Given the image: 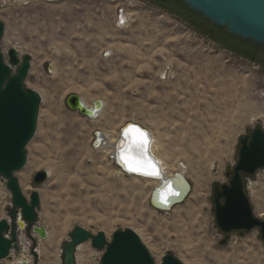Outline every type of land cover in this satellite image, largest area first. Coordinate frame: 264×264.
<instances>
[{
	"label": "rangeland",
	"instance_id": "1",
	"mask_svg": "<svg viewBox=\"0 0 264 264\" xmlns=\"http://www.w3.org/2000/svg\"><path fill=\"white\" fill-rule=\"evenodd\" d=\"M132 1L0 0L1 50L30 56L24 87L41 96L26 164L14 175L27 181V188L19 183L24 197L38 192L36 221L49 236L26 239L30 264H60L61 247L76 226L93 235L102 231L108 242L114 231L131 229L157 264L166 254L183 264H264L259 230L225 236L213 204L214 187L228 184L237 164L240 138L264 129V47L255 60L239 56L174 9ZM71 94L87 104L103 100L102 113L90 120L69 110ZM129 121L156 138L169 169L186 167L190 196L169 212L149 206L153 185L118 174L106 150L92 146L95 131L116 139ZM45 170L48 179L34 186V175ZM263 178L264 168L243 176L253 215L249 185L264 189ZM0 191L4 219L11 194L5 182ZM102 252L83 243L76 264H100Z\"/></svg>",
	"mask_w": 264,
	"mask_h": 264
},
{
	"label": "water",
	"instance_id": "2",
	"mask_svg": "<svg viewBox=\"0 0 264 264\" xmlns=\"http://www.w3.org/2000/svg\"><path fill=\"white\" fill-rule=\"evenodd\" d=\"M177 1L216 28L225 29L230 36L264 47V0ZM4 29V24L0 22V45ZM29 69V55H20L14 47L2 52L0 47V183L5 182L11 194V206L6 209V218L0 220V261L11 260L12 254L22 249L24 239H32L33 242L31 234L40 240L47 236L45 227L36 221L40 205L38 192L33 190L27 199L14 177L26 164V146L36 133L41 104V96L24 87ZM65 105L90 120L96 119L104 107L101 100L93 101L88 107L76 94L67 96ZM122 140V136H118L110 155L121 170L117 146L122 144ZM105 145L102 133L95 131L93 148ZM263 168L264 131L255 128L250 136L239 140L238 161L228 184L214 189V218L221 233L228 235L258 229L264 242V220L253 215L243 190V176H252ZM48 177L46 171L37 172L32 180L33 185H41ZM155 182L157 186L151 191L148 204L158 212H169L173 206L183 203L191 192L189 181L179 170L170 177L159 173ZM69 237L70 240L61 247L60 264H76V251L86 242H90L95 250L103 251L100 264H157L131 229L114 231L109 242L105 240L104 232L93 235L81 226L74 227ZM225 243L226 240L221 241V245ZM30 253L36 256L34 248ZM22 264H28L26 259H22ZM159 264L183 263L166 254Z\"/></svg>",
	"mask_w": 264,
	"mask_h": 264
},
{
	"label": "bare ground",
	"instance_id": "3",
	"mask_svg": "<svg viewBox=\"0 0 264 264\" xmlns=\"http://www.w3.org/2000/svg\"><path fill=\"white\" fill-rule=\"evenodd\" d=\"M14 1L20 3L23 0H14ZM133 4H134V2L132 0H127V5L128 6H133ZM116 18L118 19L117 22H120V24L118 26H121V25L123 26V25L126 24V20L124 18V15H122L121 13H119L118 17H116ZM123 20H125V21H123ZM17 51H18V49H17ZM82 100H83V98H82ZM101 101L103 103V106H105V102L103 100H101ZM83 102L88 107H90L91 106V103H92L91 102L90 104H87L84 100H83ZM101 113H102V111L100 112V114ZM259 117H261L262 123H263V127H264V116H261V113H260L259 114ZM130 126L139 127L141 130L145 131L148 134L150 143H149V146H148L147 156L149 155L148 156V159H150L155 164L156 170H157L158 173H163L166 177H170L173 174L174 171L179 170V171L182 172V174H184V176H186V171L187 170H186V167L185 168L179 167V169H177L175 167L174 169H169L168 164H167L166 160L164 159L165 157H162L163 155H159V150H160L159 147L161 145H159L158 142H155V144H154V141H156V138H154L149 133V131H146L145 128H143L142 126L136 124L135 122H131V121L124 122L119 127V130L117 132L116 139L114 138V136H109L108 135V137H106V136H104V134H102L103 137H104V140L106 141V146L105 147L102 146L101 149L102 150H106L105 152L107 153V155H111L113 153V151H114L113 150L114 149L113 146L116 143V141L118 139V136H120V135L122 136V139H123L122 140V144L120 146L119 145L117 146V153H118V156H119V159L118 160H119V162H121L120 164H122L123 170H121V169L118 168L117 169L118 170L117 172H118V174H120L122 176L131 177L135 181L136 180H143L145 184L149 183V184L153 185V186H151V189L149 191V196H148V200H149L151 191L154 189V187L157 186V182H155V177L158 176V175H156V176H148V175H144V174H141V173L129 172L127 165L124 163L123 160H121V155L122 154H128V153H130L135 158L143 159V156L141 155L140 149L137 148L135 145H131V136L130 135H125V133H124V129L127 128V127H130ZM262 130L264 131L263 128H262ZM45 171L48 173V176H50L51 172L49 170H45ZM26 182H27L26 179L23 178V179H21V181L19 183H20V185L23 188H27L28 186H26L27 185ZM262 182H263V184L261 186H263L262 188H264V178L262 179ZM255 186L256 185H254V183L253 184L250 183V185H249V191L251 192V193L250 192L249 193L252 194V197H253L251 200L254 201V210H253V212H254V215L257 218H262L264 216V192H263L264 189H261L260 188L261 190L256 191L255 188H257L258 186L257 187H255ZM6 205H7V203H6L5 195L2 193V191H0V220L3 219V217H4V213H5L4 212V208H5ZM52 236L55 237V233H53ZM52 236L50 238V242L49 243H52V241H51ZM48 237L49 236H48V233H47V237L44 240H48L49 239ZM44 240H40L39 239L40 242H42ZM36 241H38V240L36 239ZM28 244H29L28 241L26 239H24V243H23V245L21 247L22 249L18 252V257L15 258V256H14V254H16V253L12 254V256H11L12 259L10 260L11 263H13V264H22V259H26V261L28 262V264H30V259H29V257L27 256V253H26V252H28ZM80 246L78 247L77 251L80 249ZM55 256L57 258V255H55ZM56 263H58V262H56Z\"/></svg>",
	"mask_w": 264,
	"mask_h": 264
},
{
	"label": "trees",
	"instance_id": "4",
	"mask_svg": "<svg viewBox=\"0 0 264 264\" xmlns=\"http://www.w3.org/2000/svg\"><path fill=\"white\" fill-rule=\"evenodd\" d=\"M154 4L160 6L165 10H172L185 16L187 19L193 21L196 25V29L200 31L201 34L211 38L218 45L226 48L230 52L237 54L243 57H253L256 54L258 46H255L249 42L241 41L237 38H234L226 33L225 29H218L215 26L211 25L208 21L204 20L201 16L191 12L186 6L180 3L177 0H149ZM197 16L198 19H194L193 16ZM202 20H200V19ZM202 21L208 23H203ZM218 186H215L216 188ZM225 235V234H224ZM227 236V235H225Z\"/></svg>",
	"mask_w": 264,
	"mask_h": 264
},
{
	"label": "snow or ice",
	"instance_id": "5",
	"mask_svg": "<svg viewBox=\"0 0 264 264\" xmlns=\"http://www.w3.org/2000/svg\"><path fill=\"white\" fill-rule=\"evenodd\" d=\"M125 135L131 136V145H135L140 149L143 159L135 158L130 153L122 154L121 160L128 167L129 172L141 173L148 176H156L159 173L155 164L148 159L147 152L150 143L148 134L139 127L130 126L124 129Z\"/></svg>",
	"mask_w": 264,
	"mask_h": 264
},
{
	"label": "flooded vegetation",
	"instance_id": "6",
	"mask_svg": "<svg viewBox=\"0 0 264 264\" xmlns=\"http://www.w3.org/2000/svg\"><path fill=\"white\" fill-rule=\"evenodd\" d=\"M255 56V55H254ZM249 57L250 59H252V60H255V57ZM260 128V127H259ZM252 133V132H251ZM251 133H250V135H251ZM250 135H248V136H250Z\"/></svg>",
	"mask_w": 264,
	"mask_h": 264
}]
</instances>
